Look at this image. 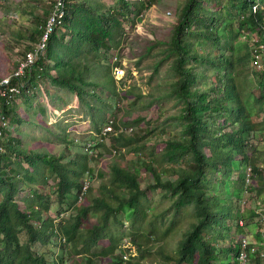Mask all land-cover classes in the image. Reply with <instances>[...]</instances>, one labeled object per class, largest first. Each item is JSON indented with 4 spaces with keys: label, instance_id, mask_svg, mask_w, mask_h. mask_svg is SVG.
<instances>
[{
    "label": "trees",
    "instance_id": "obj_1",
    "mask_svg": "<svg viewBox=\"0 0 264 264\" xmlns=\"http://www.w3.org/2000/svg\"><path fill=\"white\" fill-rule=\"evenodd\" d=\"M50 1L53 6L55 0ZM212 1L216 6L213 11L204 7L203 0H185L166 43L168 54L173 55L171 68L175 75L170 92L182 104L178 117L183 122V129L181 137L165 141L162 153L151 150L150 161H139L152 182L141 187L140 167L129 170L111 161L108 176L105 182L98 184L97 193L90 196L89 202L79 203L77 199L84 182L96 178L91 157L101 156L99 148L105 141L97 134L109 121H104L106 105L99 97L96 99L100 104H90L96 96L91 87L94 79L90 75L95 73L92 67L98 64L99 53L108 59L110 64L107 63L106 70L110 79L101 88L112 95L120 93L112 67L119 62L112 64V56L116 55L115 49L120 45L123 19L132 18L130 22L134 23L151 3L112 0V5H108L103 0H64L62 24L50 34L44 53L25 67L21 76L10 78L11 85L20 83L19 94L8 104L0 98V264H67L63 249L55 259L47 261L42 252L33 248L34 243L44 245L53 237L62 238L59 243L62 247L68 245L70 257L84 259L83 263L69 261L68 264H92L95 257H109L108 264H123L120 251H127L128 247L123 248L119 243L125 234L129 235L127 240L138 243L140 249L139 239L149 241L154 237H165L184 212L190 213L193 219L179 239L176 252L159 247L164 264H237L239 240L247 236L248 225L242 216L249 217V224H256L261 239L262 224L254 219L255 213L251 211L250 215H245L233 210V198H241L244 192L239 187L241 183L243 185L246 165L251 166L256 178L264 182L260 172L264 173V163L259 162L264 152L256 151L259 158L253 154L254 150L248 152L254 147L255 132L260 130V138L264 140V67H252L249 44L243 33L254 28L261 32L264 0ZM257 4L259 6L253 11L252 7ZM51 10L44 9L42 18L33 15L34 25L26 28L22 35L28 43L19 51L17 60L12 61L10 72L39 41L45 18ZM128 14L134 17H128ZM234 21L237 26H233ZM202 41H209L210 50L203 52L195 47L201 46ZM109 50L115 51L108 56ZM44 79L72 94L78 109L85 105L91 130L95 132L93 135L90 131L92 135L80 146L76 143L78 138L75 141L68 139L62 130L61 142L66 147H74L67 159L64 154L43 148L29 149L14 135L23 133L18 128L23 119L17 113L16 98L24 108L32 103L34 109L28 111L36 117L47 115L51 111L49 105L60 117L66 111L57 107L51 90L44 89ZM256 88L257 94H253L252 90ZM129 92V88L121 91L122 94ZM35 97H40L36 107L32 102ZM53 113L50 112L49 117H53ZM113 126H116L114 119ZM51 134L59 138L54 132ZM120 139L121 136L116 138L119 142ZM143 139L141 136L136 141ZM128 140L120 142L121 145ZM146 147L143 142L135 152L142 153ZM219 172L229 173V180L234 177V181L230 184L227 179L225 183L218 177L221 176ZM168 173L174 179H162ZM51 179L54 183L49 186ZM156 189L170 197L169 208L174 209L169 225L162 231L153 223L148 227L142 223L150 209L148 191ZM25 190L27 193L20 197V205L15 197ZM263 190L262 186L258 192ZM86 192L91 193L92 188L88 186L83 193ZM52 194L56 195L59 204L56 215L50 213ZM187 207L189 211H185ZM69 209L74 211L65 218L62 213ZM239 219H243L242 225ZM125 220L128 224L126 233L116 227L122 226ZM232 221L236 224L234 238L240 236L227 240L224 232L231 231ZM21 231L25 233L24 241L19 239ZM215 232L219 233L225 246L216 247L212 237ZM102 239L107 240L106 244L100 243ZM118 246L119 252H116ZM140 258L142 254L139 257L128 254L126 263L140 264ZM250 259L251 264H263L264 258L254 256Z\"/></svg>",
    "mask_w": 264,
    "mask_h": 264
},
{
    "label": "rangeland",
    "instance_id": "obj_2",
    "mask_svg": "<svg viewBox=\"0 0 264 264\" xmlns=\"http://www.w3.org/2000/svg\"><path fill=\"white\" fill-rule=\"evenodd\" d=\"M103 1L108 5H112V0ZM184 2L185 0H145V3H151V6L144 10L135 19L134 23L130 22L132 18L123 19V34L120 37L119 47L115 49L117 50L118 57H121L119 62L120 68L122 69V75L117 77V82L115 80L118 91L120 92L117 95H112L107 89L101 88V86H103L104 83H108L110 79V74L106 70L108 66L107 63L110 64V61L100 56L99 53V62L98 64L95 63L92 67L95 73L90 75L91 79H94V83H91V87L96 94L90 101V104L92 106L100 104L101 102H98L96 99V97H99L102 103L106 105L107 111L104 121L114 119L116 128L113 126L114 130L109 132L111 134L107 133L104 137V146L99 148L101 156L99 158L91 157L92 160L90 164L96 178L91 179V181H85L84 184L90 186L92 192L80 193L77 202H89L91 200L90 196L97 193L96 189L98 184L101 181L105 182L108 176V169L111 161H116L129 170L134 169V167H138L139 169L140 167L139 184L141 187L147 186L148 183L152 182V178L148 172L142 169L139 161H150L151 150L156 154H160L162 153L167 139L181 137L183 122H181L178 116L182 104L171 96L170 90L173 85L172 82L175 80V75L171 68L173 55L171 53L168 54L166 43ZM203 5L205 8L208 7L211 11L216 7L212 0H203ZM51 6L52 2L50 0H0V78L9 74L12 61L17 60L20 56L19 51H22L23 46L28 43L22 35L25 33L24 30L26 28L34 25L33 15L36 14L42 18V11L44 9L50 11ZM127 16L134 17L132 14H128ZM233 26H237L236 21L233 22ZM246 32L249 34L251 31L247 30ZM250 37H253V35H250ZM246 39L249 44V36ZM202 43L201 46L197 44L195 47L203 52L210 50L211 44L209 41H202ZM112 49L114 48L112 47ZM115 50H112V52ZM212 51L215 50L212 49ZM112 52L109 50L108 56L111 55ZM134 65L136 66L135 70L132 69ZM128 68H130V72L127 71ZM208 76L207 79L211 80L212 75L209 78ZM43 82L44 89L49 88L51 90L52 97L56 100L57 107H61L66 111H64L63 115L60 117V115L53 113L55 109L49 105L51 111H48L47 115L36 117V115L32 114V111H28L34 109L32 103L31 106L25 107V109L23 103L17 101L19 98H16V102L19 105L17 113L23 119V122L18 128L23 133L22 135L14 133V135L20 137L21 142L29 149L43 148L55 154H64L65 159H67L74 147H66L65 144L61 142L60 135L62 130L67 133L68 139L75 141V138H78L79 142L76 141V143L80 146L87 137L89 138L91 134L90 131H92L93 135L95 132L91 130L92 126L90 124V118L86 113L85 105L79 106L78 109V103L74 101L75 98L72 94H68L65 90H60L52 86L47 79H44ZM132 83L135 85L130 86ZM128 88L130 91L129 93H121L122 90ZM257 90L258 88L252 90L253 94H257ZM34 95L36 94L34 93ZM39 99L40 97H35L34 101H32L35 107L36 104H40ZM80 109L82 111H80ZM50 112L53 113L51 114L53 117H49ZM136 119L141 120L139 122H132ZM25 120H29L30 123ZM55 120L57 122L54 123ZM8 124L10 125V123ZM52 132L59 135V138L51 134ZM259 132L260 130L254 133L252 139L254 147L248 149V152L254 150V155H257L256 151H261V153L264 152V140H261L262 138H260ZM120 136L121 143H124L123 140H129L125 142L124 145H121V143L116 140V138ZM141 136L144 137V139L136 141L137 138ZM143 142L147 145L146 149H144L142 153H136L135 148L142 145ZM204 152L208 154L206 149ZM259 162L264 163V155L263 157L260 155ZM260 172L263 175V171ZM218 174H221V176L218 177H222L225 183L227 179L230 184L232 183L231 181H234V177L233 180H229V173L222 174V172H219ZM162 179H174V177L168 173L163 176ZM254 180L253 187L245 202L243 201L246 197L245 192L242 193L241 198H233V210L235 209L240 213H244L252 206L253 199L260 194L258 191H260L263 186V183L259 181L256 176ZM53 183L54 180L51 179L49 181V186ZM241 187L243 188L242 183L239 189ZM49 191L53 193L51 187H49ZM26 193L27 191L25 190L16 195L15 199L18 200L20 205H22L19 201L20 197L26 195ZM148 194L150 197V209L147 212V216L142 220V223L145 227L153 223L159 231H162L169 225L174 215V209L169 208L171 199L160 193L159 189L148 191ZM58 208V199L55 194H52L50 213L56 215ZM73 211V209L66 210L62 215L66 218L69 212ZM185 211H189L188 207ZM162 213L163 216H161ZM242 217L247 222V225H249V217ZM191 219H193V217L190 213H182L178 216L171 231L165 237H154L149 241L139 239L141 243L140 249L138 248V243H132L130 241V244L129 240H127L129 238L127 234L122 237L119 245L127 240L132 249L135 250L129 247V252L132 253V257H139L140 254H142L140 264H164L159 247H163L165 250L171 251L172 253L176 252L179 239L184 235L185 230L188 229V223ZM90 220L92 221L93 219ZM230 224L232 225L231 231L224 232V234H226V239L229 240V238H232L234 240L239 238L240 235L238 233L239 236L234 238V234L236 233L235 222L232 221ZM116 227H120L125 233L128 230L126 220L123 222L122 226L118 224ZM159 231L158 233H161ZM212 237L215 239L213 242L216 247L225 246L221 238H219V233L215 232L212 234ZM19 239L20 241H24V231L19 233ZM60 241H62V238L58 239L53 237L49 243L44 245L34 243L33 248L38 252H42L47 261L55 259L56 254L60 252V249H63V256L67 264L69 261L70 263H83L84 259L81 256L70 257L67 251L69 248L68 245L66 244L62 247L61 244L59 245ZM106 242V239L100 241L102 245L106 244ZM119 247L120 246H118L116 252H119ZM99 248L100 247H97V249ZM262 261L264 264V259H262ZM109 262V257H95L92 264H108ZM123 264L127 263L125 262Z\"/></svg>",
    "mask_w": 264,
    "mask_h": 264
},
{
    "label": "built area",
    "instance_id": "obj_3",
    "mask_svg": "<svg viewBox=\"0 0 264 264\" xmlns=\"http://www.w3.org/2000/svg\"><path fill=\"white\" fill-rule=\"evenodd\" d=\"M259 5H255L252 7L253 11L257 9ZM65 14V4L64 0H55L52 6L51 13L49 17L45 18L41 36L39 41L34 44L32 50L27 53L24 59L20 60L16 68L10 72L9 74L0 78V98L4 100L5 104H8L12 99L20 92V83H16L11 85L10 78L21 76L23 74L24 68L29 66L36 58L44 53L45 44H47V40L49 39L50 34H52L55 28L62 24V20ZM260 27V26H259ZM260 29V28H259ZM249 34L247 32H243L245 34V39L249 36V49L251 55V65L256 69H261L264 67V25L261 26V32L257 31V28L250 30ZM253 35V37H250ZM247 40V39H246ZM121 57H118V54L112 56V64L114 61H120ZM118 59V60H117ZM113 67V75L117 79V77L122 75V69L119 65H114ZM113 128V120L110 119L106 125L101 130L100 134H97V137H104L107 133L112 132ZM255 174L253 173L251 166L246 165L244 169V177H243V190L246 193V197L243 199L245 202L247 196L253 187ZM264 179V173H263ZM253 183V184H252ZM88 185L84 184L81 188V194L87 189ZM264 189V182H263ZM252 212L255 213L254 219L258 220L262 226L260 228V237L261 239L257 241L249 240L248 236H242L239 240V251L235 260L237 264H251V257L258 256L264 258V190L262 193L257 195L253 201L252 206L249 208ZM243 219H239V224H243ZM123 248L128 247L127 251L124 249L120 251L121 257L124 261L128 260L129 256H132V253L129 252L130 244L126 240L121 244Z\"/></svg>",
    "mask_w": 264,
    "mask_h": 264
},
{
    "label": "crops",
    "instance_id": "obj_4",
    "mask_svg": "<svg viewBox=\"0 0 264 264\" xmlns=\"http://www.w3.org/2000/svg\"><path fill=\"white\" fill-rule=\"evenodd\" d=\"M251 213V210L248 209L247 211H245L243 214L245 215H250ZM246 232L247 233V236L249 237V240H252V241H257L259 240V235L257 234L256 232V224L251 222L247 227H246Z\"/></svg>",
    "mask_w": 264,
    "mask_h": 264
}]
</instances>
